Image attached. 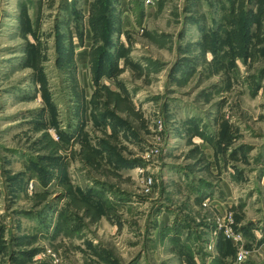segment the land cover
I'll return each mask as SVG.
<instances>
[{
  "label": "rangeland",
  "instance_id": "374dc122",
  "mask_svg": "<svg viewBox=\"0 0 264 264\" xmlns=\"http://www.w3.org/2000/svg\"><path fill=\"white\" fill-rule=\"evenodd\" d=\"M0 0V264H264V0Z\"/></svg>",
  "mask_w": 264,
  "mask_h": 264
},
{
  "label": "built area",
  "instance_id": "2783aa9c",
  "mask_svg": "<svg viewBox=\"0 0 264 264\" xmlns=\"http://www.w3.org/2000/svg\"><path fill=\"white\" fill-rule=\"evenodd\" d=\"M146 6H153L155 4L154 0H145Z\"/></svg>",
  "mask_w": 264,
  "mask_h": 264
}]
</instances>
